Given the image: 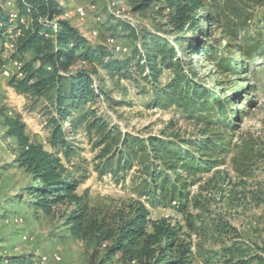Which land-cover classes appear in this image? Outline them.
Here are the masks:
<instances>
[{"label": "rangeland", "instance_id": "1", "mask_svg": "<svg viewBox=\"0 0 264 264\" xmlns=\"http://www.w3.org/2000/svg\"><path fill=\"white\" fill-rule=\"evenodd\" d=\"M6 1H10V5L2 4L4 9L10 7V11H14L15 1ZM59 1L67 9L64 19L94 46L107 47L109 53L120 60L130 57L141 44V40L134 39L119 25L123 20L135 24L139 39L142 33L151 31L162 39V44L168 41L175 46L174 35L167 25L169 12L158 13L161 5L133 15L125 0ZM81 7H84L83 14L77 10ZM208 9L215 17L210 36L198 37L201 44L194 52L186 45L184 51L176 48L185 73L206 87L209 95H200L194 103L181 99L155 108L153 101L159 87L144 81L135 63L126 70L129 78L120 80L110 78L104 68L96 66L95 87L99 97L90 106L122 137L137 140L133 146L134 166L123 173L118 182L111 175L102 176L96 170L101 162V147L95 148V135L88 136L83 128L75 134L67 130L68 141L75 152L70 160H63L86 177L82 179L78 194L87 190L92 205L116 210L131 199L148 201V196H144L149 194L147 165L156 160L150 161L143 144L149 137L165 139L172 143V148L195 155L197 159V168L190 161L178 168L179 178L163 167L168 179L188 182L191 196L196 197L205 183L212 180L216 186L210 187L207 193L202 192L209 196L210 205L202 204V211H198H208L209 220L229 222L237 231L229 237L242 241L254 251L253 246L264 245V0H210ZM14 25L9 22L3 40L15 39V30L20 29V24ZM14 53L3 54L0 64V264H14L16 260L19 264L21 257L32 264L45 254L62 257L61 264H103L105 252L95 256L94 244L72 237L64 226V219L46 217L30 205L26 188L33 181L14 166L19 147L14 139L6 136L3 117L20 115L30 139L46 149H49L51 128L46 101L34 102L18 95L9 86L11 77L22 76L12 64ZM32 58L33 53H30L23 61ZM80 66L76 63L71 71ZM5 70L9 71L8 75ZM171 76L168 71L162 74L161 88L171 81ZM172 135H177L178 140L174 141ZM196 140L210 143L211 150L206 156L193 149L191 144ZM120 149L124 150L122 145ZM166 161L175 163L176 159ZM232 192L239 194L238 200L231 197ZM166 202L163 207H149L151 220H182V215L174 210L169 200ZM192 212L197 211L193 209ZM104 264H122L121 255Z\"/></svg>", "mask_w": 264, "mask_h": 264}, {"label": "trees", "instance_id": "2", "mask_svg": "<svg viewBox=\"0 0 264 264\" xmlns=\"http://www.w3.org/2000/svg\"><path fill=\"white\" fill-rule=\"evenodd\" d=\"M14 1V11H18L26 22L20 24L15 53L11 56V60L22 63V76L11 77L9 86L18 95L34 102L44 99L51 128L49 149H46L30 139L20 115L3 117L6 136L14 139L19 147L14 166L22 169L33 181L26 188L30 205L46 217L64 219V226L72 237L94 244L95 256L105 252L103 264L117 255H121L122 264H264V245L253 246L252 251L242 241L229 237L237 232L229 222L209 220L208 211L201 212L202 204L210 205L209 196L202 192L207 193L210 187L216 186L212 180L205 183L207 188L202 187L196 197L191 196L188 182L168 179L163 167L178 176V168H183L188 161L195 163L196 167L197 159L195 155L172 148V143L167 140L149 137L143 144V151L149 152L150 161L152 158L156 160L147 165L149 194L144 196H148V201L131 199L116 210L92 205L87 190L78 194L82 179L86 177L63 160H70L75 152L68 141L67 130L75 134L83 128L88 136L95 135V148L101 147V162L96 170L102 176L111 175L118 182L119 177L134 166L136 152L133 146L137 140L122 137L90 106L99 97L95 87L96 66L104 68L110 78L120 80L129 78L126 70L135 63L142 79L159 87L153 101L155 108L181 99L194 103L200 95H209L206 87L185 73L177 57V48L184 51L186 45L194 52L201 44L198 37L210 36L215 22L208 9L210 0H125L133 15L146 13L154 5L162 6L158 10L160 14L168 11L167 25L174 35L175 46L168 41L162 44V39L151 31L142 33L139 39V32L129 22L119 20L124 30L134 39L141 40L140 46L123 60L110 54L105 46H94L78 28L64 19L67 9L59 0ZM9 2L0 0V43L9 22L12 23L9 18L12 8L6 10L2 6ZM30 53L33 58L24 63L25 56ZM1 59L0 56V64ZM76 63L81 66L71 71ZM165 71L173 78L161 88L159 81ZM191 74L194 78L195 75ZM172 136L174 141L178 140L177 135ZM191 145L203 153L201 156L211 150L210 143L200 140ZM167 159H176V162ZM238 195L231 193V197L237 200ZM201 197L203 201L199 200ZM166 200L182 215V220H151L149 207L166 206ZM193 209L199 213H193ZM18 260L19 264L29 262L24 257ZM17 263L16 260L14 264Z\"/></svg>", "mask_w": 264, "mask_h": 264}, {"label": "bare ground", "instance_id": "3", "mask_svg": "<svg viewBox=\"0 0 264 264\" xmlns=\"http://www.w3.org/2000/svg\"><path fill=\"white\" fill-rule=\"evenodd\" d=\"M7 5H10V2L9 3H7ZM12 10V9H11ZM78 10V12L79 13H81V14H83L84 13V7H81V8H79V9H77ZM86 11V10H85ZM78 15V14H77ZM9 18H10V20L12 21V23H15V25L16 24H25V22H26V19L24 18V17H20V15L18 14V13H15V11H10V13H9ZM128 22V21H127ZM14 25V26H15ZM130 25L133 27V28H135L136 26H135V24H133V23H130ZM135 26V27H134ZM16 28V27H15ZM136 29V28H135ZM9 30V29H8ZM18 35H19V29H17V30H15V36H14V38L15 39H8V38H6V40H2V42H1V47H0V56H4L3 54H5V46L4 45H10V42H14V51H15V49H16V40H17V37H18ZM13 38V37H12ZM12 64H13V66H15V68H17V70H19L20 71V65H18V64H22V63H20L19 61H15V60H13L12 61ZM7 72H9L8 70H5L4 71V73L6 74V75H8L9 73H7ZM49 256V254L46 256V254L43 256V255H40V256H38L35 260H34V258H33V260L34 261H32L33 263L32 264H34V262H35V264H61V261H62V257H60V256H58V255H54L53 257H48ZM50 258H53V259H50ZM32 260V259H31ZM63 262V261H62ZM31 263V262H30ZM29 263V264H30Z\"/></svg>", "mask_w": 264, "mask_h": 264}, {"label": "built area", "instance_id": "4", "mask_svg": "<svg viewBox=\"0 0 264 264\" xmlns=\"http://www.w3.org/2000/svg\"><path fill=\"white\" fill-rule=\"evenodd\" d=\"M5 46V54L6 53H10V52H14V42H10V45H4ZM18 65H20V69L22 68V64H18ZM7 73H9V72H7ZM34 264H35V262H34Z\"/></svg>", "mask_w": 264, "mask_h": 264}]
</instances>
